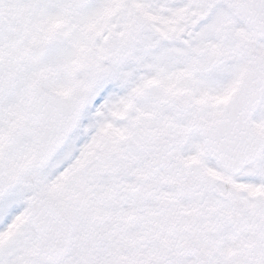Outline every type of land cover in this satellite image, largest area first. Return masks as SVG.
Masks as SVG:
<instances>
[{"label":"snow or ice","instance_id":"6c2138e0","mask_svg":"<svg viewBox=\"0 0 264 264\" xmlns=\"http://www.w3.org/2000/svg\"><path fill=\"white\" fill-rule=\"evenodd\" d=\"M0 264H264V0H0Z\"/></svg>","mask_w":264,"mask_h":264}]
</instances>
